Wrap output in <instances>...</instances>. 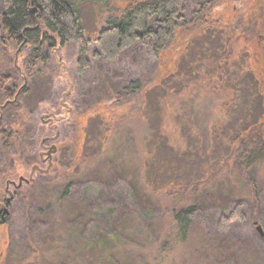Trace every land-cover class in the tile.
Instances as JSON below:
<instances>
[{"label": "rangeland", "instance_id": "374dc122", "mask_svg": "<svg viewBox=\"0 0 264 264\" xmlns=\"http://www.w3.org/2000/svg\"><path fill=\"white\" fill-rule=\"evenodd\" d=\"M125 1L81 0L90 40L85 72L74 42L27 78L30 121L47 132L35 163H10L13 197L3 196L15 200L0 223V264H264L253 224L264 229V161L250 180L234 160L251 125L264 141V109L253 95L264 103V0L187 1L162 51L146 41L107 62L94 39L105 5ZM22 47L17 66L28 54ZM116 179L113 204L107 194ZM124 195L134 216L120 215ZM237 204L245 221L222 229ZM191 207L186 221L177 219ZM33 223L42 236L25 230Z\"/></svg>", "mask_w": 264, "mask_h": 264}, {"label": "trees", "instance_id": "16d2710c", "mask_svg": "<svg viewBox=\"0 0 264 264\" xmlns=\"http://www.w3.org/2000/svg\"><path fill=\"white\" fill-rule=\"evenodd\" d=\"M187 1L190 0H126L122 8L105 5L109 14L94 39L99 47V55L107 62H116L125 52L146 41L152 45L156 53L162 51L182 25L183 17L180 10ZM80 2L81 0H0V202L4 199L3 194L6 195L7 183L14 176V168H11L10 163L18 162V165L24 166L35 163L42 147L40 139L43 133L47 132L45 126L41 124L37 126V123L30 121L33 114L24 103V99L30 94V88L26 84L27 78L40 71L41 65L48 61L52 51L74 42L81 43L79 71L83 73L89 68L90 40L86 38ZM212 3L205 2L201 7L204 9L205 5ZM260 16H264V13ZM238 32L243 34V31ZM248 34L249 37H253L254 30L252 33L247 32V36ZM21 46L28 50V54L18 60V66L21 67L19 69L14 53ZM258 61L259 64H263V57H258ZM261 72L263 70L258 68L256 77H259ZM137 88L138 83L130 84L128 87L130 91H137ZM253 95H257L259 104L262 103L261 108L264 109L263 99L260 97L262 94L253 90ZM7 102L8 104L3 107ZM253 106L257 107L255 103ZM251 126L255 127L247 132L234 158L235 166H238L242 175H246L250 180L256 167L264 161L261 130L256 125ZM248 129H243L242 134ZM38 179L41 185L47 184V176ZM119 185L120 181L116 179L113 185H110V192L107 194L113 204L116 202L115 191ZM124 196L125 203L129 204L118 206L120 215L130 213L134 216L132 198ZM239 209L240 204L235 205L230 220L221 221L222 229L228 227L227 222L243 221ZM191 212L193 207L181 211L177 219L184 222L186 220L182 216L187 214L188 217ZM28 229L37 231L36 237L43 235V229L34 226V223L31 228L26 225L25 230ZM39 231H42L41 235ZM237 242L235 244L240 246L241 244ZM261 245L264 249V240Z\"/></svg>", "mask_w": 264, "mask_h": 264}, {"label": "water", "instance_id": "95a60500", "mask_svg": "<svg viewBox=\"0 0 264 264\" xmlns=\"http://www.w3.org/2000/svg\"><path fill=\"white\" fill-rule=\"evenodd\" d=\"M7 104H8V102L5 103L3 107H5ZM56 153H57V147H56V146H52V148L50 149V151H49V153H48V157H49V159H50V165H49V168H48L46 171H43L44 173H46V174L49 173V170H50V168H51V166H52V157H53V155L56 154ZM34 171H35V169H34ZM24 180H25L24 178H21V179H20V186H21V184H22V181H24ZM8 201H9V200H8ZM8 214H9V210H8V209H5V210L3 211V213H2V215L0 216V223H4V222H5V217H6V215H8ZM255 227H256V231L258 232V234H259L261 237L264 238V229H263V227H262L261 225H259V223H257V222H255Z\"/></svg>", "mask_w": 264, "mask_h": 264}, {"label": "flooded vegetation", "instance_id": "af4514ba", "mask_svg": "<svg viewBox=\"0 0 264 264\" xmlns=\"http://www.w3.org/2000/svg\"><path fill=\"white\" fill-rule=\"evenodd\" d=\"M200 7H201V6H200ZM201 9H202V7L200 8L199 11H201ZM195 13H196V12H193L194 15H195ZM197 16H198V15H197ZM193 17H194V16H193ZM198 17H199V16H198ZM201 18L204 19V17H201ZM202 24H205V22H202ZM50 140H51L50 138H47V139H45L44 141L49 142ZM42 146H44V143H43ZM45 146H47V145L45 144ZM11 185H14V184H10V185L8 186L9 188L7 187L6 193L8 194V196H9V195H10V196L12 195V197H13V194H11V192H10V191H11V190H10V186H11ZM7 200H8V199L6 198V199H4V202H3V201L0 202V216L2 215L3 211H4L5 209H7V208H4V206H6V205L9 206L10 203H11V202L8 203ZM12 203H13V202H12ZM12 203H11V204H12ZM253 224L255 225V222H253ZM262 238H263V237H262ZM263 239H264V238H263Z\"/></svg>", "mask_w": 264, "mask_h": 264}]
</instances>
